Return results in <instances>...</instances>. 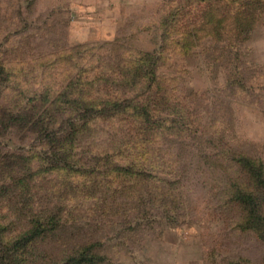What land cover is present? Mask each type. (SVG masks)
<instances>
[{
  "label": "rangeland",
  "instance_id": "rangeland-1",
  "mask_svg": "<svg viewBox=\"0 0 264 264\" xmlns=\"http://www.w3.org/2000/svg\"><path fill=\"white\" fill-rule=\"evenodd\" d=\"M190 29L200 44L179 55L173 40L190 45ZM163 39L159 71L176 78L166 94L195 120L173 129L182 139L161 145L160 161L186 177L121 170L84 145L89 131L69 151L75 111L61 118L58 106L95 97L65 88L79 69L105 74ZM238 153L264 165V0H0L1 264H80L68 256L86 246L98 257L82 264H264V238L240 226L249 207L228 201L233 180L252 186Z\"/></svg>",
  "mask_w": 264,
  "mask_h": 264
},
{
  "label": "trees",
  "instance_id": "trees-1",
  "mask_svg": "<svg viewBox=\"0 0 264 264\" xmlns=\"http://www.w3.org/2000/svg\"><path fill=\"white\" fill-rule=\"evenodd\" d=\"M165 25L170 28L173 24L166 21L162 24L163 28H165ZM189 32L190 45H187L189 42L186 37L173 40L174 44L180 46L179 55L189 56L200 44L198 36L195 37L194 29H190ZM238 42L233 46L230 45V47L238 51L241 47V43ZM163 43L164 46L167 43L166 48L161 49L160 45L158 48L156 47L155 50L158 51L156 55L146 51L145 53H137L133 58L123 56L121 62L117 63L115 67H111L107 73H95L96 76L86 77V80L82 74L84 71H82V68L79 69L80 74L77 73L73 81L65 88L71 87L75 91L83 89L92 92L91 94H95V97H91V100L86 99V103L84 102L85 99H80L81 101L77 98L68 99V101L58 106L57 111L61 118H63L61 114L67 112V109L73 108L75 111L70 118L66 119V124L70 125L67 134L68 139L73 144L69 151L77 147L78 136L76 134L89 131L88 140L84 145L87 144L91 151L95 147L97 150H102L104 155L102 160L105 162L118 161L117 167L121 170L131 172V169L135 167L138 174L150 177L153 175L149 168L159 167L160 169H155L160 170V174H164L161 179L165 181H174L176 180V178L173 179L174 176L179 175L180 177L182 174L186 177L187 169L180 168L182 172L180 174L177 170L178 167H176L177 161L172 162L170 167L165 165L167 161H160L162 157L160 147L168 142H179L182 139V136L173 132V129H176V132L183 131L187 126H192L195 120L188 117L192 110L191 105L184 102L182 97L172 99L176 95L175 90L172 97L170 94L172 95L173 91L169 95L166 94L164 83L173 82L176 78L171 77L169 79L165 78L166 75L160 74L159 60L163 52L168 49V39H163ZM237 55L234 59L237 64L235 70L240 75L241 73L238 71L240 56ZM83 79L86 85L84 83V86L82 85L79 88V82ZM65 88L61 94L68 93ZM162 91L165 93H162ZM167 103L169 104L167 108L170 114L158 117L156 113L159 107L162 104L167 105ZM194 107L196 108V105ZM103 121L106 123H103ZM117 126L123 127L124 132L123 130L119 131L116 128ZM48 128L47 124L41 128L46 130V135L51 134L52 131H49ZM114 152H118V158L114 157ZM98 158L100 159L99 156ZM232 159L244 169L252 181V186H246L244 183L241 184L237 180H233L228 193V201L249 207V213L243 217L240 226L243 229L253 227L258 235L264 238V213L261 210L262 204L259 201V193L261 192L264 195V188L260 189L259 187V185H264V165L258 159L251 158L243 153L234 155ZM161 160H163V157ZM144 192H147V190H144ZM261 221L262 223H259ZM28 233L31 234L32 232L29 231ZM28 233L21 240L28 241ZM90 251L91 247L86 246L80 251L70 254L68 260L82 264L98 257Z\"/></svg>",
  "mask_w": 264,
  "mask_h": 264
}]
</instances>
